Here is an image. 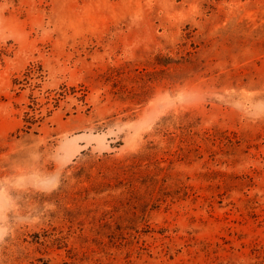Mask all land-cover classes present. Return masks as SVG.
Instances as JSON below:
<instances>
[{"label": "rangeland", "instance_id": "rangeland-1", "mask_svg": "<svg viewBox=\"0 0 264 264\" xmlns=\"http://www.w3.org/2000/svg\"><path fill=\"white\" fill-rule=\"evenodd\" d=\"M0 264H264V0H0Z\"/></svg>", "mask_w": 264, "mask_h": 264}]
</instances>
